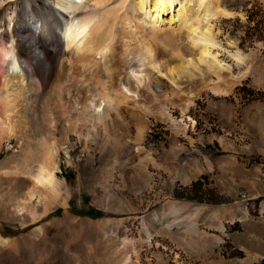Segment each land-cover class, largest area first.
I'll use <instances>...</instances> for the list:
<instances>
[{"label":"rangeland","instance_id":"374dc122","mask_svg":"<svg viewBox=\"0 0 264 264\" xmlns=\"http://www.w3.org/2000/svg\"><path fill=\"white\" fill-rule=\"evenodd\" d=\"M55 3L0 0V18L8 32L27 4L44 11ZM218 6L232 14L213 21L220 47L214 54L230 68L218 82L231 84L227 95L209 88L215 75L192 70L190 79L176 78L178 88L162 78L163 93L141 90L98 123L84 109L86 88L94 87V97L103 86L115 90L112 66H134L142 35L151 36L146 21L133 25L124 14L114 28L109 73L99 69L93 77L66 61L64 73L45 87L27 93L25 87L11 121L16 132L0 138V264L264 262V19L250 18L264 12V0H218ZM155 29L157 44L170 27ZM158 44L157 58L176 66L177 51ZM60 53L67 55L63 47ZM45 140L57 142L52 192L32 179L44 164Z\"/></svg>","mask_w":264,"mask_h":264},{"label":"bare ground","instance_id":"6f19581e","mask_svg":"<svg viewBox=\"0 0 264 264\" xmlns=\"http://www.w3.org/2000/svg\"><path fill=\"white\" fill-rule=\"evenodd\" d=\"M89 1L56 0L55 8L54 6L49 7V10L44 11L36 9L32 4H27L23 8L24 13L16 17L17 20L13 23V28H15L8 32L5 28L6 22L0 18V135L11 134L15 131L14 124L11 122L14 119L15 106H17L15 102L19 98L18 96L26 91L25 87L27 88L26 93L32 90L33 86L38 88L37 85H43L45 87L54 75L58 76L60 72L64 71V62L69 61L76 68L80 66L91 76L96 71L99 72V69H103V72L105 69V72L109 73L110 68L107 66L112 60L118 39L114 28L122 14H124V21L127 23L133 24L134 20L146 21L147 25L151 26V36L142 35V42L138 43L140 48L137 52L134 51L136 52L134 66L123 67L121 63L115 67L112 66L113 72H117V76H119L115 90L110 91L103 86L94 97L91 95L94 87L89 85V89L86 88L87 96L84 109L93 110L96 116L94 119L98 123L100 120L103 121V124L107 122L106 119L112 115V112L117 115V109L121 102H135L141 95H139L141 90L157 95L163 93L161 92L162 78L167 79L172 86L178 88L176 78L187 76L190 79L191 72H199L203 68L217 78L216 84L209 87L212 92L220 96L227 95L226 88L231 84H227L223 88L221 87L222 83L218 82L221 79V72L230 68L222 65L221 61L217 59V54H214L220 47L213 31V21L217 16L229 17L232 14L219 10L218 0H93L92 7L85 4ZM211 3L216 4L213 9L210 8ZM121 21L123 20L121 19ZM157 25L170 27V30L163 32V38L158 43L164 49L172 50L171 54L173 51H177L176 54L174 52L176 56L178 53L179 59L175 61L176 66H168L170 62L158 59L161 55L157 53L158 43L156 44L154 39L160 32L158 29L157 33L155 31ZM23 35H30L31 38L28 39ZM9 37L12 38L11 44L17 43L20 48L18 50L16 45L17 49L13 54L7 48ZM6 38L7 41H5ZM176 40L178 44H176ZM124 44L126 43L124 42ZM62 47L67 55L60 53ZM232 58L239 62L243 57L240 53H235ZM94 80L98 79L93 78ZM173 90L174 93L175 89ZM108 109L115 110L110 112ZM107 124L105 123L106 126ZM142 133V130L138 132V138L142 137ZM0 138L3 139L2 135ZM56 143L52 142L48 145L46 140L44 143L42 141L45 152L44 164L39 166L37 172L32 176L37 187L51 192L58 187ZM19 211L21 210L19 209Z\"/></svg>","mask_w":264,"mask_h":264},{"label":"trees","instance_id":"16d2710c","mask_svg":"<svg viewBox=\"0 0 264 264\" xmlns=\"http://www.w3.org/2000/svg\"><path fill=\"white\" fill-rule=\"evenodd\" d=\"M253 17H256V18L260 17L261 19H264V12L262 10H256V11L252 12V15L250 18H253ZM262 264H264V262Z\"/></svg>","mask_w":264,"mask_h":264}]
</instances>
